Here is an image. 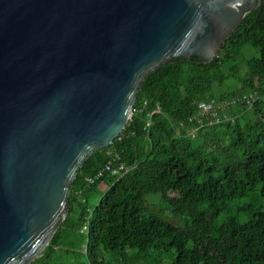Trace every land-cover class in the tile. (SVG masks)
I'll list each match as a JSON object with an SVG mask.
<instances>
[{"label":"water","instance_id":"95a60500","mask_svg":"<svg viewBox=\"0 0 264 264\" xmlns=\"http://www.w3.org/2000/svg\"><path fill=\"white\" fill-rule=\"evenodd\" d=\"M258 0H0V264H29L149 73L209 62Z\"/></svg>","mask_w":264,"mask_h":264},{"label":"trees","instance_id":"16d2710c","mask_svg":"<svg viewBox=\"0 0 264 264\" xmlns=\"http://www.w3.org/2000/svg\"><path fill=\"white\" fill-rule=\"evenodd\" d=\"M255 88L264 90V0L211 61L177 57L149 73L131 119L112 144L85 160L66 218L29 264H104L105 253L123 264L127 251L148 263L162 248L173 251L171 264H264V96L251 107H233V121L203 127L193 138L177 131L200 101ZM140 101L146 107L137 113ZM115 155L132 168L85 181ZM240 199L246 202L237 205Z\"/></svg>","mask_w":264,"mask_h":264},{"label":"built area","instance_id":"2783aa9c","mask_svg":"<svg viewBox=\"0 0 264 264\" xmlns=\"http://www.w3.org/2000/svg\"><path fill=\"white\" fill-rule=\"evenodd\" d=\"M264 96V90L260 91L252 89L237 95H233L226 99L217 100L214 98L202 100L198 103L196 112L193 116L188 117L186 120H180L178 122L177 131H182L185 129V135L187 137H195L197 131L203 127H209L216 124H220L226 121H233L235 116L232 115L230 110L235 107H251L254 103ZM146 107V101H140L137 107V113L142 112ZM155 112L160 111V107L156 106ZM152 112L148 113L145 127H150L151 125ZM132 166L127 165L125 162L121 161L118 155H115L112 161H108L100 169L96 171L94 177H86L85 181L88 184L93 183L95 178L102 177L105 174L115 175L117 177L123 176ZM78 199H82L81 193H77ZM88 228V217L85 218L81 226V232H86ZM83 252L86 251V245H83ZM89 264V263H88Z\"/></svg>","mask_w":264,"mask_h":264},{"label":"rangeland","instance_id":"374dc122","mask_svg":"<svg viewBox=\"0 0 264 264\" xmlns=\"http://www.w3.org/2000/svg\"><path fill=\"white\" fill-rule=\"evenodd\" d=\"M248 49V48H247ZM252 55H256V51L253 50ZM250 54V53H248ZM212 78L215 77V75H211ZM105 185H102V188H104ZM148 198L152 199L153 195H149ZM246 202V199H240L236 202L237 205L243 204ZM222 220V218L218 219V223H220ZM173 251L172 250H167L165 248L161 249V253H157V256H155L156 261H152V262H148V263H144L141 259V257H133L132 253L127 251L124 252L120 255V260L123 264H171L172 260H173ZM134 255V254H133ZM84 260V258H83ZM103 263L104 264H116L114 262H112L111 256L108 254H103Z\"/></svg>","mask_w":264,"mask_h":264}]
</instances>
